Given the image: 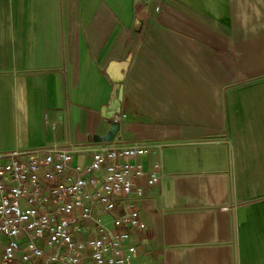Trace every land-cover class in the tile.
Masks as SVG:
<instances>
[{
  "label": "crops",
  "instance_id": "1",
  "mask_svg": "<svg viewBox=\"0 0 264 264\" xmlns=\"http://www.w3.org/2000/svg\"><path fill=\"white\" fill-rule=\"evenodd\" d=\"M124 61L115 137L163 165L128 264H264V0H0V151L83 166Z\"/></svg>",
  "mask_w": 264,
  "mask_h": 264
},
{
  "label": "built area",
  "instance_id": "2",
  "mask_svg": "<svg viewBox=\"0 0 264 264\" xmlns=\"http://www.w3.org/2000/svg\"><path fill=\"white\" fill-rule=\"evenodd\" d=\"M160 146L114 137L87 146L83 166L72 145L0 151V264H128L141 179L163 170L142 159Z\"/></svg>",
  "mask_w": 264,
  "mask_h": 264
},
{
  "label": "water",
  "instance_id": "3",
  "mask_svg": "<svg viewBox=\"0 0 264 264\" xmlns=\"http://www.w3.org/2000/svg\"><path fill=\"white\" fill-rule=\"evenodd\" d=\"M126 64V61L122 63L111 62L109 69L106 71L113 82V91L108 104L101 109V115L110 124V131L99 142L110 141L119 130L120 122L116 120V117L120 116L122 112L123 81Z\"/></svg>",
  "mask_w": 264,
  "mask_h": 264
}]
</instances>
